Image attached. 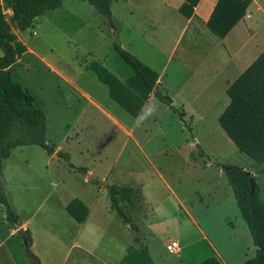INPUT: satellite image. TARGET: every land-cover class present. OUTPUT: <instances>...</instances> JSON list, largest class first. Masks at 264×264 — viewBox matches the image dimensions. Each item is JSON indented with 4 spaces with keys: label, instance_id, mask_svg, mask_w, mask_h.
Returning <instances> with one entry per match:
<instances>
[{
    "label": "rangeland",
    "instance_id": "rangeland-1",
    "mask_svg": "<svg viewBox=\"0 0 264 264\" xmlns=\"http://www.w3.org/2000/svg\"><path fill=\"white\" fill-rule=\"evenodd\" d=\"M180 3L110 0L108 19L83 0H62L58 9L37 18L26 31L12 28L26 53L11 67V77L45 113L47 142L54 153L68 155L75 167L85 168L108 185L140 189L144 198L143 213L132 214L139 234L117 218L106 193H102L97 209L102 222L88 221L79 234L77 223L67 224L59 208L45 201L50 190L45 180L46 152L36 146L13 149L11 160H29L42 177L38 181L42 192L33 191L36 184L23 185L25 197H30L28 208L11 196L17 216L28 221L31 252L41 264H199L213 256L224 264H242L255 255L256 248L222 170L232 165L249 172L264 203V166L239 152L220 128L221 99L212 106L208 104L213 99L201 106L172 80L182 49L189 48L188 52L198 56L191 50L192 35L180 39L176 26V18L181 19ZM0 8L9 19L11 10L3 0ZM163 23L172 26L165 28ZM118 41L158 73L178 46L163 79L167 95L176 109L201 115L204 122L194 124L190 115L181 122L159 102H151L139 120L120 109L87 68L91 61H97L124 78L125 70L111 47ZM200 69L189 85L196 94L199 83L209 76L203 67ZM61 161L60 172L73 171ZM7 168L10 193L9 186L19 184L13 175L8 184L12 169L10 165ZM178 199L181 203L177 204ZM120 205L125 207V202ZM16 241L19 247L14 245ZM172 242L178 245L177 255L169 250ZM9 246L18 264H30L17 235Z\"/></svg>",
    "mask_w": 264,
    "mask_h": 264
},
{
    "label": "trees",
    "instance_id": "trees-1",
    "mask_svg": "<svg viewBox=\"0 0 264 264\" xmlns=\"http://www.w3.org/2000/svg\"><path fill=\"white\" fill-rule=\"evenodd\" d=\"M98 14L110 19V0H83ZM201 0H182L178 13L190 19ZM11 10L6 18L0 8V205L4 208L6 221L14 228L19 227L3 188L2 163L13 149L36 146L53 155V148L47 142L48 121L34 98L13 81L10 73L17 61L26 53V47L13 33L29 29L33 22L48 12L58 9L62 0H3ZM252 0H216L206 22L207 29L223 39L247 13ZM112 51L126 75L120 78L97 61H91L87 68L107 88L109 98L131 117H138L149 97L166 105L183 122L184 113L176 109L172 100L156 91L159 73L145 65L127 50L112 42ZM229 103L218 117V124L239 152L255 164L264 163V50L229 85L226 90ZM187 126L186 124H184ZM188 130L190 131L189 126ZM68 168L85 175V168L75 167L66 155L56 153ZM223 173L230 186L240 217L245 222L255 246V255L242 264H264V203L259 199L260 187L253 191L249 185L251 174L238 166H226ZM97 187H104L110 201V209L133 233L139 234L132 214L143 213V198L140 189L107 185L92 180ZM125 202V207L121 206ZM68 214L82 223L88 210L73 201L66 207ZM17 237L20 238L17 234ZM30 264H41L29 256ZM199 264H223L217 257H209Z\"/></svg>",
    "mask_w": 264,
    "mask_h": 264
},
{
    "label": "crops",
    "instance_id": "crops-1",
    "mask_svg": "<svg viewBox=\"0 0 264 264\" xmlns=\"http://www.w3.org/2000/svg\"><path fill=\"white\" fill-rule=\"evenodd\" d=\"M215 3L216 0H201L195 10L194 15L190 19H185L181 15V19L176 18V22L178 23L176 26L181 31L180 39H183V37H185L187 34L192 35L194 42L192 43L193 40L190 42V46L192 48L191 50L195 49L198 56H194L190 52H188L189 48L187 49V51L185 49H182V52L178 55V61L176 62V65L172 70L171 76L172 80L178 83L177 88H180L184 93H186L188 98L197 100V104L203 106L205 103L207 104V102L205 101L213 99V101L208 104L209 107V105L212 106L214 102H217L221 99L223 108L225 109L229 103V99L226 95L227 88L264 50V0H252V3L247 10L246 16L239 23H237L235 27L223 39H219L218 37L213 35L206 27V22L213 10ZM163 25L165 28L172 26L171 24L168 25L165 23H163ZM118 44L124 49V46L119 41ZM177 47L178 46L175 47L171 55L167 58L161 69V72L159 73V80L157 83L158 88L156 89V91H160L164 95H167L168 91L167 86L164 85L163 79L167 77V70L173 60L174 53L176 52ZM201 67L204 68V73L208 74L209 76L203 78L204 80L199 83L197 89H199L200 91H198V94H196L195 90H192L189 85L191 84V80L194 79L192 77L197 75L196 71L201 70ZM188 72H190V75H185ZM224 99L225 102H223ZM151 102H154L155 105H157L156 103L158 102L161 103L155 98L154 94H152L149 97L148 101L145 103L141 114L136 118L132 117L134 118L133 120H139L144 112L147 114V109H149L148 105ZM174 103L175 102H173V105ZM181 107H183V105ZM168 111L173 116H175L169 110V108ZM181 112L185 114L183 117V121H185L184 118L186 115H190L194 116V124L197 123L196 121H198L199 123L204 122L201 121V115H194L190 111L181 110ZM222 112L223 111H221L220 114ZM186 125L189 126L188 124ZM55 155L56 153H54L53 155H47V157L45 158V169L47 172V177L45 178V180L46 183L48 182L50 189L49 192H46L47 195L45 201L52 202L59 208L62 213L61 217L67 224H71L70 221L77 223L66 211V207L68 206V204L73 201H77L82 206H84L88 210V214L82 223H77V233L80 234L81 231L84 230L85 224L88 221H99V223L102 222V217L99 216V212L97 210L98 202L101 196L104 195L102 193L107 194V190L104 187H97L92 183V180H98L105 184L107 183L105 182V180L93 178L91 176V173H89L87 170V173L85 175L77 174L76 172H73L71 170L60 172L58 170L60 167L59 163L62 161L61 159L59 160L57 158L58 156L55 157ZM66 156L68 157V155ZM11 159L12 158L10 155L2 163L3 188L10 207L18 219L19 227L17 229H14L6 221L5 212L3 210V207H1L0 205V264H18L13 255L11 247L9 246V242L14 241L18 229L22 228L23 230L28 231V221L20 220L19 216H17L18 212L14 206L13 199L14 201L20 200V204L22 206L25 205L26 208H28V201L30 200V197H25L24 191L22 190L23 185L27 183L36 184L37 188H34L33 191H43V189L40 187L42 183H38V181L42 179V177L39 175V173L37 174V172L31 165H29V160L16 158L17 160L15 161ZM68 161L70 162L69 157ZM9 165L12 171L8 177V184L11 185V182L9 180L11 175L14 176L19 184L17 185L14 183V185L12 184L11 186H9L11 188L10 193L6 186L7 173L5 174L6 169H8L7 166ZM261 166H264V163L261 164ZM53 169L56 171H53ZM34 171L36 173H34ZM35 174L37 176H35ZM158 176L162 180V183L167 188H170L166 179H164L161 174H159ZM16 193L20 194L21 196L19 198L16 197ZM11 196L13 197V199ZM64 196L65 198H63ZM260 201L263 202L262 200ZM178 203H181L180 199L177 200V204ZM125 227L128 228L126 225ZM14 245L19 247V242L16 241Z\"/></svg>",
    "mask_w": 264,
    "mask_h": 264
},
{
    "label": "water",
    "instance_id": "water-1",
    "mask_svg": "<svg viewBox=\"0 0 264 264\" xmlns=\"http://www.w3.org/2000/svg\"><path fill=\"white\" fill-rule=\"evenodd\" d=\"M55 157H57V155H55ZM249 185H250L252 191L255 188V186L257 185L256 179L253 176H250V178H249ZM17 234L20 237L22 244H23V247H24V250L26 251L28 256H32L33 254L31 252V237H30L29 233L26 230H23L22 228H20L17 230Z\"/></svg>",
    "mask_w": 264,
    "mask_h": 264
},
{
    "label": "built area",
    "instance_id": "built-area-1",
    "mask_svg": "<svg viewBox=\"0 0 264 264\" xmlns=\"http://www.w3.org/2000/svg\"><path fill=\"white\" fill-rule=\"evenodd\" d=\"M169 250L173 253V254H178L179 253V249H178V245L176 242H172L170 247H169Z\"/></svg>",
    "mask_w": 264,
    "mask_h": 264
}]
</instances>
